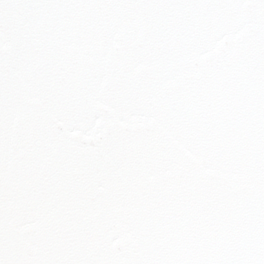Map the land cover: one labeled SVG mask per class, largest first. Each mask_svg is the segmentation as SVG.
<instances>
[{"label": "snow or ice", "instance_id": "snow-or-ice-1", "mask_svg": "<svg viewBox=\"0 0 264 264\" xmlns=\"http://www.w3.org/2000/svg\"><path fill=\"white\" fill-rule=\"evenodd\" d=\"M0 264H264V0H0Z\"/></svg>", "mask_w": 264, "mask_h": 264}]
</instances>
